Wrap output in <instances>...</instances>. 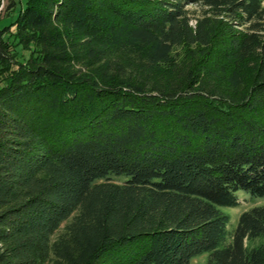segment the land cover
Returning a JSON list of instances; mask_svg holds the SVG:
<instances>
[{"label": "trees", "instance_id": "trees-1", "mask_svg": "<svg viewBox=\"0 0 264 264\" xmlns=\"http://www.w3.org/2000/svg\"><path fill=\"white\" fill-rule=\"evenodd\" d=\"M240 191L264 198V0H27L0 30V264H264Z\"/></svg>", "mask_w": 264, "mask_h": 264}, {"label": "rangeland", "instance_id": "rangeland-1", "mask_svg": "<svg viewBox=\"0 0 264 264\" xmlns=\"http://www.w3.org/2000/svg\"><path fill=\"white\" fill-rule=\"evenodd\" d=\"M27 0H15L16 5L13 7V11L6 14L8 6L13 2V0H0V30L9 26L19 14L21 8L25 6ZM240 199V206L235 209L224 208L223 211L231 215L230 230H234L237 226L241 214L253 207L263 206L264 198H256L249 195L247 192L240 191L237 193ZM208 254L198 256L193 260V264H202L206 261Z\"/></svg>", "mask_w": 264, "mask_h": 264}]
</instances>
